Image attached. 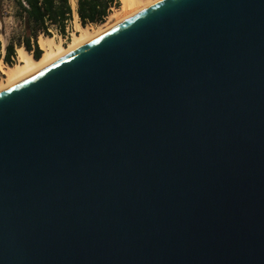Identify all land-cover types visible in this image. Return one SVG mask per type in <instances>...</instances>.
Masks as SVG:
<instances>
[{"label": "water", "instance_id": "95a60500", "mask_svg": "<svg viewBox=\"0 0 264 264\" xmlns=\"http://www.w3.org/2000/svg\"><path fill=\"white\" fill-rule=\"evenodd\" d=\"M0 264H264V0H163L1 92Z\"/></svg>", "mask_w": 264, "mask_h": 264}, {"label": "trees", "instance_id": "16d2710c", "mask_svg": "<svg viewBox=\"0 0 264 264\" xmlns=\"http://www.w3.org/2000/svg\"><path fill=\"white\" fill-rule=\"evenodd\" d=\"M14 5V18L18 27L13 31L5 47V55H0L8 66H14L19 48L24 47L39 60L44 51L39 45L40 36L54 37L56 32L65 40H70V29L78 15L79 23L101 25L107 22L115 9L122 6L121 0H76L73 9L71 0H10ZM3 0H0V7ZM1 45V44H0Z\"/></svg>", "mask_w": 264, "mask_h": 264}, {"label": "bare ground", "instance_id": "6f19581e", "mask_svg": "<svg viewBox=\"0 0 264 264\" xmlns=\"http://www.w3.org/2000/svg\"><path fill=\"white\" fill-rule=\"evenodd\" d=\"M162 1L121 0L122 9L117 13H112L107 22L99 25V27L89 28L78 24L77 33L73 35L71 42L67 46L63 43H56L52 37L40 36L39 45L44 51L42 57L37 60L24 47L19 48L17 51L19 62L14 66L2 68V73L5 77L0 80V93L37 74L95 38ZM71 3L75 9L77 2L73 1ZM76 17H78L77 14Z\"/></svg>", "mask_w": 264, "mask_h": 264}, {"label": "rangeland", "instance_id": "374dc122", "mask_svg": "<svg viewBox=\"0 0 264 264\" xmlns=\"http://www.w3.org/2000/svg\"><path fill=\"white\" fill-rule=\"evenodd\" d=\"M76 1V0H71V2ZM77 5H75L76 10ZM122 9H115L113 13H117ZM14 5L10 0H3L2 6L0 7V55H5V47L8 43V39L10 35L13 33V31L18 27V22L14 18ZM79 23V18L76 17L75 14V19L71 25L70 31V40H65L62 37H60L56 32L55 36L53 37L56 43H63L65 46H67L71 40L74 34L77 33V26ZM81 25V24H80ZM82 26V25H81ZM89 28H97L99 25H89L87 26ZM16 64L19 62L18 61V54L17 57L15 58ZM15 64V65H16ZM9 67L4 61L0 62V80L4 79V74L2 73V68Z\"/></svg>", "mask_w": 264, "mask_h": 264}, {"label": "built area", "instance_id": "2783aa9c", "mask_svg": "<svg viewBox=\"0 0 264 264\" xmlns=\"http://www.w3.org/2000/svg\"><path fill=\"white\" fill-rule=\"evenodd\" d=\"M13 61L16 62L14 58H13ZM0 62H3V60H1Z\"/></svg>", "mask_w": 264, "mask_h": 264}]
</instances>
